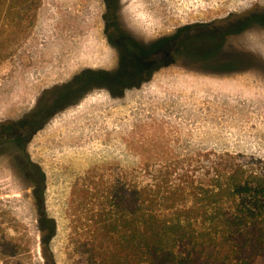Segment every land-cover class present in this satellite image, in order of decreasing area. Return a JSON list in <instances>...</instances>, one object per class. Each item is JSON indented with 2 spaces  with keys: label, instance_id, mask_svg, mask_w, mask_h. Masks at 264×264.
Masks as SVG:
<instances>
[{
  "label": "rangeland",
  "instance_id": "374dc122",
  "mask_svg": "<svg viewBox=\"0 0 264 264\" xmlns=\"http://www.w3.org/2000/svg\"><path fill=\"white\" fill-rule=\"evenodd\" d=\"M23 2L0 5V125L17 123L79 71L116 65L103 33V0ZM250 7L264 9V0H119L118 14L128 31L151 40ZM243 38L264 56V31ZM23 146L44 175L43 209L56 224L51 255L55 264H71L78 237L71 211L92 181L145 180L146 169H186L208 151L264 161V78L170 66L118 98L104 89L86 93L47 116ZM39 218L31 181L0 157V264H49Z\"/></svg>",
  "mask_w": 264,
  "mask_h": 264
},
{
  "label": "trees",
  "instance_id": "16d2710c",
  "mask_svg": "<svg viewBox=\"0 0 264 264\" xmlns=\"http://www.w3.org/2000/svg\"><path fill=\"white\" fill-rule=\"evenodd\" d=\"M23 1H29V6L39 2ZM108 5H114V12L107 14L120 18L119 0H109ZM239 23L264 27V16L249 14ZM224 29L203 26L191 33L190 26H182L170 35L125 45L119 50L117 68L79 71L45 92L35 108L12 126L31 124L57 103L72 105L95 89L122 94L138 88L148 79L127 84L139 71L138 53L166 51L169 46L165 65L177 50L192 62L204 56L205 61L223 64L228 38ZM183 32L185 39L175 44ZM203 156L204 160L186 169H146L145 180L118 178L86 185L71 211L73 235H78L72 239L75 259L71 264H264V161L230 152L208 151ZM21 161L14 167L25 181H31L43 247L50 256L48 263L55 264L49 243L56 224L43 209L44 175L27 156Z\"/></svg>",
  "mask_w": 264,
  "mask_h": 264
},
{
  "label": "flooded vegetation",
  "instance_id": "af4514ba",
  "mask_svg": "<svg viewBox=\"0 0 264 264\" xmlns=\"http://www.w3.org/2000/svg\"><path fill=\"white\" fill-rule=\"evenodd\" d=\"M104 12L102 14L103 21V33L105 38L110 45V47L115 51L116 55V65L114 68L118 67L119 58L121 57L120 51L125 45H134L135 42L144 40L143 38L135 35L134 33L128 31L124 24L121 23L119 18L115 15L107 14V11L114 12V5H108L109 0H103ZM118 4V3H117ZM256 13L258 15L264 16V9H258L257 7H250L244 12H241L237 15H228L222 19H219L215 22L209 23H199L190 26L191 33H197V28L203 26H211L212 28H222L225 32L228 33V38L225 40L224 44V55L225 62L223 64L213 63L210 61H205L204 56L196 58L197 60L192 62L184 57V53L180 50H177L174 56H170L172 62L165 65L164 61L169 57H166L171 48L168 50H161L151 54H142L140 55L141 63L138 64L139 71L134 75L133 80L127 81V84L134 85L140 82L143 78L148 80L156 73L158 70L168 68L170 66L177 67L179 69L192 72L195 74H201L205 76H217L229 78L235 75H241L246 72L256 71L260 73L262 78H264V56L260 48H252L248 46L249 44L245 38V34L250 33L254 30L264 31L261 23H254L249 27H244L241 22L244 16L249 14ZM107 14V15H106ZM110 28L109 30H107ZM196 30V31H195ZM107 33V35L105 34ZM185 32L180 33L176 37L175 44H181L185 39ZM146 41V40H145ZM122 43V44H120ZM120 50V51H119ZM124 54V55H123ZM122 56L126 54L123 53ZM120 55V56H119ZM138 55V56H139ZM169 55V54H168ZM207 59V58H206ZM132 69V68H129ZM147 80V81H148ZM146 81V82H147ZM145 83V82H143ZM121 91L107 92L111 97L118 98L123 95ZM62 102L57 103L56 105L47 109L43 113L42 118H39L33 121L31 124H27L24 127H15L7 124L0 125V145L3 146L0 148V157H7L10 165L16 166L22 163V156H27L25 154V147L23 146L30 136L37 131V126L40 125L44 119L50 115L53 111L59 110ZM23 146V147H22ZM24 150V152H23Z\"/></svg>",
  "mask_w": 264,
  "mask_h": 264
},
{
  "label": "bare ground",
  "instance_id": "6f19581e",
  "mask_svg": "<svg viewBox=\"0 0 264 264\" xmlns=\"http://www.w3.org/2000/svg\"><path fill=\"white\" fill-rule=\"evenodd\" d=\"M69 15H71V14H69ZM69 15H68V18L70 17ZM67 23H68V22H67ZM67 23H66V24H67ZM68 26H69V25H68ZM136 26H138V25H136ZM69 27H70V26H69ZM74 27H75V26H74ZM63 40H64V39H63ZM69 43H70V42H68L67 45H71V43H70V44H69ZM72 46H73V45H72ZM75 46H76V45H75ZM87 46H88V45H87ZM69 47H70V46H69ZM84 51H85V50H84ZM87 51H88V50H87ZM89 57H90V56H89ZM92 58H93V57H92ZM22 90H23V89H22ZM15 96H16V95H15Z\"/></svg>",
  "mask_w": 264,
  "mask_h": 264
}]
</instances>
